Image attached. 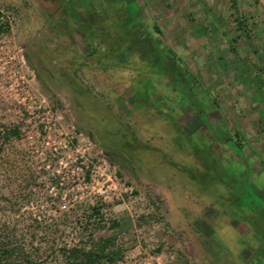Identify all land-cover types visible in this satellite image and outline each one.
Here are the masks:
<instances>
[{
    "label": "rangeland",
    "instance_id": "374dc122",
    "mask_svg": "<svg viewBox=\"0 0 264 264\" xmlns=\"http://www.w3.org/2000/svg\"><path fill=\"white\" fill-rule=\"evenodd\" d=\"M0 12V118L21 129L1 204L15 201L17 240L109 238L113 264H264L235 241L250 227L232 205H264V0Z\"/></svg>",
    "mask_w": 264,
    "mask_h": 264
},
{
    "label": "trees",
    "instance_id": "16d2710c",
    "mask_svg": "<svg viewBox=\"0 0 264 264\" xmlns=\"http://www.w3.org/2000/svg\"><path fill=\"white\" fill-rule=\"evenodd\" d=\"M240 34L246 36L248 33L242 29ZM248 42L251 45L249 39ZM252 49L256 52L254 47ZM169 73L176 74L179 78L182 77L180 71H176L174 63L172 71ZM198 112L203 118L204 112L201 110ZM2 116L0 118V264H113L121 259L120 250L111 247L109 238L101 239L99 242L91 240L88 245L82 240L67 244L63 241L49 239L44 247L46 249L41 250V246H34L32 241L17 240L14 236L15 233L8 230L5 225L9 223L11 215H7L6 212L11 214L15 211L13 209L15 201L8 197L5 205L2 206L4 196H2L1 187L5 180L6 186L14 191L13 183L17 182V175L14 171L18 156L15 150V139L20 136L21 129L16 122L8 121L7 124H4L2 119L9 118H7V114ZM233 141L242 150L240 144L234 139ZM237 201L239 199L232 200L237 214L235 215L247 223L250 229L245 240L235 235V241L237 239L236 242L242 244V247H248L249 251L253 253L252 257H256L258 260L262 259L264 257V205L252 207L248 204H241L240 201V203H236ZM4 216L7 218L5 221L2 219ZM225 231V233H234L230 226H226Z\"/></svg>",
    "mask_w": 264,
    "mask_h": 264
},
{
    "label": "water",
    "instance_id": "95a60500",
    "mask_svg": "<svg viewBox=\"0 0 264 264\" xmlns=\"http://www.w3.org/2000/svg\"><path fill=\"white\" fill-rule=\"evenodd\" d=\"M203 120H204V123L206 122L208 126H210L207 118L205 115H203ZM226 144L235 152L237 153L239 156L243 157V154H242V150H240L239 147H237V145L235 144V142L233 141L232 138H228L226 139Z\"/></svg>",
    "mask_w": 264,
    "mask_h": 264
}]
</instances>
